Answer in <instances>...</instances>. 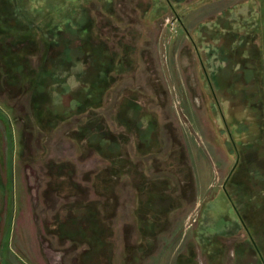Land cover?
Segmentation results:
<instances>
[{"label":"rangeland","instance_id":"rangeland-1","mask_svg":"<svg viewBox=\"0 0 264 264\" xmlns=\"http://www.w3.org/2000/svg\"><path fill=\"white\" fill-rule=\"evenodd\" d=\"M88 17L126 58L95 110L109 158L23 75L37 28L78 43ZM0 264H264V0H0Z\"/></svg>","mask_w":264,"mask_h":264},{"label":"trees","instance_id":"trees-1","mask_svg":"<svg viewBox=\"0 0 264 264\" xmlns=\"http://www.w3.org/2000/svg\"><path fill=\"white\" fill-rule=\"evenodd\" d=\"M86 20V25L75 22L78 43L66 35V30L59 25L55 27L47 23L44 25L45 28H37L35 40L42 41L45 48L42 54L43 65L37 71L26 70L23 75L25 74L31 81L33 92L31 103L35 115L41 121H47L52 114L59 116L60 119H66L74 114L87 113L84 122L77 129L79 131L77 136L80 139H86L90 148H94L103 157L109 158L114 146H117V139L111 132L105 130L102 124H99L95 110L102 106L106 90L115 80L113 72L123 70L122 65L126 63V58H123L125 56L120 57L107 44H102L95 39L93 34L96 32L92 20L89 17ZM32 33L27 32L22 35L27 39L32 36L31 39H33L34 34ZM19 52H23V49ZM17 55H19L18 51L14 49H9V52L5 54V59L7 57L11 68L24 67ZM80 64L84 67L83 70L77 72L78 87L68 91L67 106L56 110L59 106H54L55 96L50 94V90H56L57 86L58 92L67 91V86L62 85L65 77L72 74L71 71ZM49 104L54 107L50 108ZM126 109L120 111L119 116L124 117L128 113ZM129 122L135 123L136 121L127 117L122 124L127 127Z\"/></svg>","mask_w":264,"mask_h":264},{"label":"flooded vegetation","instance_id":"flooded-vegetation-1","mask_svg":"<svg viewBox=\"0 0 264 264\" xmlns=\"http://www.w3.org/2000/svg\"><path fill=\"white\" fill-rule=\"evenodd\" d=\"M240 218V217H239Z\"/></svg>","mask_w":264,"mask_h":264}]
</instances>
